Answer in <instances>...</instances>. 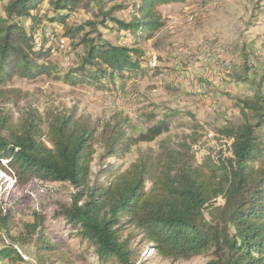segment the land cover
<instances>
[{"label":"trees","instance_id":"1","mask_svg":"<svg viewBox=\"0 0 264 264\" xmlns=\"http://www.w3.org/2000/svg\"><path fill=\"white\" fill-rule=\"evenodd\" d=\"M92 1L6 0L2 3L0 84L12 75L33 78L43 73L71 85L83 82L98 85L101 81L104 86L114 77L124 84L146 72L148 57L141 46L129 47L102 39L98 25L109 27L105 25L109 19L118 31L124 30L130 37H137L135 43H141L162 24L154 9L156 4L185 0H140L136 5L139 18L129 22L112 17L125 5L112 4L105 9L113 0H97L102 18L99 22L86 20L79 25L66 22L74 10L88 8ZM43 3L47 5L46 10L40 11ZM21 18L29 19L30 33L22 25ZM43 19L59 22L62 36L68 40L78 38L74 45L84 47L80 63L63 77L53 73L46 39L34 37ZM87 27L90 30L84 32ZM93 33L95 36L91 37ZM244 58L246 60L247 56ZM239 109L245 119L249 113L254 123L246 121L236 127L217 130L231 139L230 159L207 157L194 165L187 158H176L168 153L163 160L154 163L139 158L121 172L102 169L100 174L107 181L93 186H88L87 181L95 140L94 126L79 122L72 115L53 114L47 121L48 146L40 140L41 121L37 114H28L19 125L12 123L9 115L2 114L0 168L5 167L19 184L35 178L45 182H67L77 189L88 188L86 200L78 204L83 194L81 190L62 210L66 221L78 230L88 250L96 257V264H133L134 249L127 236L121 237L126 224H131L142 241L150 243L163 257L189 259L215 248L219 252L215 253L214 264H264V175L259 180L254 179L255 173L262 171L260 164L264 160V142L257 133L264 126V95L241 100ZM176 116L172 112L145 129H137L135 137L127 134L120 123L105 125L103 130L109 129L106 135L102 132L105 156L121 154L136 141L154 140L168 131ZM150 117L153 115H147L146 120ZM184 146L187 150L190 148ZM147 183H150L149 188H146ZM219 195L225 199L223 214L227 227L233 230L231 239L227 232L221 233L203 216L204 209ZM12 217V209L0 211V228L8 237ZM25 228L26 234L37 233L38 264H51L46 254L54 249L45 240L43 216L35 214L34 221ZM13 240L18 241L17 238ZM5 257L21 259L13 245L0 250V260Z\"/></svg>","mask_w":264,"mask_h":264},{"label":"rangeland","instance_id":"2","mask_svg":"<svg viewBox=\"0 0 264 264\" xmlns=\"http://www.w3.org/2000/svg\"><path fill=\"white\" fill-rule=\"evenodd\" d=\"M5 1H0V8ZM96 2L93 0L88 8L74 10L66 22L76 25L86 20L99 22L102 18ZM139 2L113 0L105 9L112 4L125 5L112 17L129 22L139 18L136 13ZM46 7L43 3L40 11ZM154 9L162 24L141 43H135L137 37H130L124 30L118 31L109 19L105 22L109 27L98 25L102 39L129 47L141 46L148 57L146 72L124 84L114 77L104 86L101 81L98 85L89 82L71 85L46 73L33 78L12 75L0 84V116L7 114L12 123L19 125L28 114H37L41 121L40 140L48 146L47 121L53 114L72 115L73 119L96 128L88 186L107 181L100 174L102 169L121 172L139 158L154 163L163 160L165 153L187 158L194 165L207 157L228 160L231 139L217 130L236 127L246 121L254 123L249 113L247 119L243 118L239 107L243 99L264 95V0L169 1L156 4ZM20 21L30 33L29 19L21 18ZM39 25L34 37L46 39L53 73L63 77L80 63L84 47L74 45L78 38H69L66 48L59 50L54 41L47 40L44 29L49 28L59 36L61 24L43 19ZM89 30L87 27L84 32ZM172 112L177 116L170 122L168 131L149 142L136 141L121 154L105 156L102 132L106 135L109 131L103 130L105 125L120 123L127 134L135 137L137 129H145ZM150 114L153 117L146 120ZM257 133L264 142V126ZM184 145L190 148L187 150ZM260 165L263 172L255 173L256 180L264 175V160ZM149 187L147 183L146 188ZM81 190L83 194L78 204L86 200L88 188L77 189L67 182H45L35 178L19 184L5 167L0 168V211H13L10 237L0 228V250L13 245L21 257L20 260L5 257L0 264H38L37 233L26 234L25 228L34 221L35 214L43 216L45 240L54 249L46 254L51 264H96V257L88 250L85 240L63 215L62 209L69 206ZM224 205L225 199L219 195L204 209L203 216L207 223L221 233L227 232L231 239L233 230L225 223ZM126 236L134 249L133 264H214L215 253L219 252L211 248L189 259L167 258L157 254L150 243L142 241L131 224L121 230V237Z\"/></svg>","mask_w":264,"mask_h":264},{"label":"built area","instance_id":"3","mask_svg":"<svg viewBox=\"0 0 264 264\" xmlns=\"http://www.w3.org/2000/svg\"><path fill=\"white\" fill-rule=\"evenodd\" d=\"M42 29V27L40 28V30ZM44 33L46 34V37H48V41H54L55 46L57 49L59 50H63L64 48H66V45L68 43V39L64 36H62V33H60L59 36L56 35V33L54 34L52 32V30H50L49 28L44 29Z\"/></svg>","mask_w":264,"mask_h":264}]
</instances>
